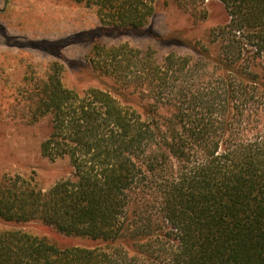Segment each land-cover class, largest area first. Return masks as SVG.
Returning a JSON list of instances; mask_svg holds the SVG:
<instances>
[{"label": "trees", "instance_id": "obj_1", "mask_svg": "<svg viewBox=\"0 0 264 264\" xmlns=\"http://www.w3.org/2000/svg\"><path fill=\"white\" fill-rule=\"evenodd\" d=\"M67 1L95 8L101 28L134 31L157 3ZM218 1L226 21L209 30L211 49L193 45L196 59L91 45L95 76L150 99L143 113L116 85L66 87L56 61L0 87V128L4 112L48 118L40 154L71 168L46 191L33 174L0 175V264H264V0Z\"/></svg>", "mask_w": 264, "mask_h": 264}, {"label": "rangeland", "instance_id": "obj_2", "mask_svg": "<svg viewBox=\"0 0 264 264\" xmlns=\"http://www.w3.org/2000/svg\"><path fill=\"white\" fill-rule=\"evenodd\" d=\"M4 19L8 23L6 36L10 39L6 41L19 43L24 48L14 45L9 49L0 36V62L3 59L0 87L14 89L27 68L42 74L48 63L56 61L63 67L62 82L66 87L82 94L90 87L107 89L116 85L126 98L133 99L134 107L143 113L144 107L152 103L150 99L141 97L131 87L115 84L107 75L95 76L97 74L92 70L89 59L97 57L89 51L91 45L96 41L106 45L127 42L135 48L151 51L159 62L170 52L196 59L193 45L211 49L209 30L222 25L226 14L218 0H157L148 27L134 31L101 28L95 8L71 1L11 0ZM174 33L179 34L173 36ZM116 97L119 101L123 100ZM159 110L163 114L166 112L165 108ZM2 115L10 124L0 128L4 132L0 133V175L33 174L46 191L70 174L66 157L49 160L40 154V142L50 131L48 118L27 125L11 121L7 112ZM4 227L5 224L0 223V228ZM25 228L45 236L49 241H56L57 235L50 227L30 223ZM59 238L61 240L57 243L71 242L69 238Z\"/></svg>", "mask_w": 264, "mask_h": 264}, {"label": "flooded vegetation", "instance_id": "obj_3", "mask_svg": "<svg viewBox=\"0 0 264 264\" xmlns=\"http://www.w3.org/2000/svg\"><path fill=\"white\" fill-rule=\"evenodd\" d=\"M9 1L10 0H0V3L2 4L0 7V13H4L5 11H7L8 6H9ZM0 32L3 36H5V34H6L5 26L0 25ZM5 38L7 39V41H10V39L7 38L6 36H5ZM12 44L17 45L20 48H23V46H21L19 43H12Z\"/></svg>", "mask_w": 264, "mask_h": 264}, {"label": "crops", "instance_id": "obj_4", "mask_svg": "<svg viewBox=\"0 0 264 264\" xmlns=\"http://www.w3.org/2000/svg\"><path fill=\"white\" fill-rule=\"evenodd\" d=\"M10 3H11V0L9 1V6H8V9H7V11H5L4 13H0V25H2V26H5V28H6V32H7V25H8V23H5V16L7 15V13H8V11H9V9H10ZM7 35V33L5 34V36ZM0 36L2 37V38H4V46H7V45H9V42H7L6 41V38H5V36H3L2 34H1V32H0ZM7 37V36H6ZM12 46H14L13 44H11ZM6 51V50H5ZM4 51V52H5ZM0 55H1V52H0ZM1 57V56H0ZM3 71V70H2ZM1 73V72H0ZM0 133H4L3 131H0ZM41 143V142H40Z\"/></svg>", "mask_w": 264, "mask_h": 264}]
</instances>
